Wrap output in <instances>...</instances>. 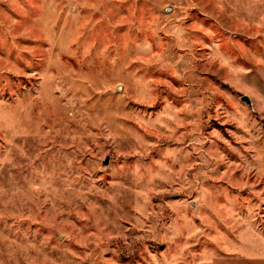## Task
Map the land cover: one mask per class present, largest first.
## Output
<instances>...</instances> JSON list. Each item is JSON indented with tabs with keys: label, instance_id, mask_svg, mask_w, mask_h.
Masks as SVG:
<instances>
[{
	"label": "rangeland",
	"instance_id": "374dc122",
	"mask_svg": "<svg viewBox=\"0 0 264 264\" xmlns=\"http://www.w3.org/2000/svg\"><path fill=\"white\" fill-rule=\"evenodd\" d=\"M0 264H264V0H0Z\"/></svg>",
	"mask_w": 264,
	"mask_h": 264
},
{
	"label": "water",
	"instance_id": "95a60500",
	"mask_svg": "<svg viewBox=\"0 0 264 264\" xmlns=\"http://www.w3.org/2000/svg\"><path fill=\"white\" fill-rule=\"evenodd\" d=\"M242 101L245 102L246 104H248L250 107L253 106L252 104V101L250 100V98L248 96H243L242 98ZM105 165H108L109 164V158L106 159V161L104 162Z\"/></svg>",
	"mask_w": 264,
	"mask_h": 264
}]
</instances>
